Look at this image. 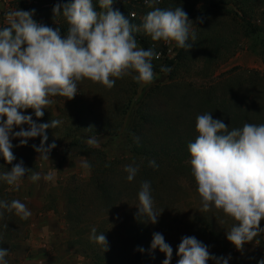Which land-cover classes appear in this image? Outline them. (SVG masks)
<instances>
[{"label": "clouds", "instance_id": "obj_1", "mask_svg": "<svg viewBox=\"0 0 264 264\" xmlns=\"http://www.w3.org/2000/svg\"><path fill=\"white\" fill-rule=\"evenodd\" d=\"M97 2L99 10L94 0H71L54 6V16L62 14L66 19V34L59 28L38 24L33 19L34 10L15 9L5 14L6 26L0 28V156L7 164L16 160L13 139L19 138L23 146L29 139L41 137L39 147L33 145L41 160H49L50 151L56 147L55 143L45 147L46 130L55 129L61 121L37 124L24 110L32 109L41 118L55 103L53 97L71 100L77 95L78 83L85 80L109 90L116 79L127 76L141 85L153 82L152 61L159 59L160 53L139 46L135 33L142 31L153 42H174L176 47L188 50L193 45L189 39H196L193 21L182 7L160 8L155 6L160 0H144L152 10L136 25L113 10V0ZM131 16L135 18V13ZM160 71L170 73L172 69L161 66ZM22 125H28L27 130ZM17 127L20 130L14 131ZM195 130L198 135L187 147L202 211L216 210L231 218L234 224L227 231V240L242 250L264 233L260 227L264 220V123H244L230 130L223 120L204 113L196 117ZM87 143L95 146L98 142L93 137ZM82 166L90 167L87 161ZM149 166L158 167L155 160H150ZM30 171L20 161L10 171L0 173V181L18 188ZM124 171L131 182L139 167L127 165ZM28 178L35 183L41 176L32 172ZM138 201L137 216L156 224L161 212L154 211L149 182L141 183ZM5 211L21 220L32 215L26 204L15 199L0 200V218ZM90 240L107 250L106 237L97 235L96 228H92ZM151 249H159L165 254L162 264H170L173 249L161 233H153ZM7 255L8 250L0 248V264H8ZM176 255L177 264H207L210 259L228 264V259L211 255L194 236L182 237Z\"/></svg>", "mask_w": 264, "mask_h": 264}, {"label": "rangeland", "instance_id": "obj_2", "mask_svg": "<svg viewBox=\"0 0 264 264\" xmlns=\"http://www.w3.org/2000/svg\"><path fill=\"white\" fill-rule=\"evenodd\" d=\"M125 2L126 0H118ZM211 0H163V6L170 5L172 9L182 7L186 12L194 5L191 21L194 24L198 44L193 58L182 65L175 66L173 73L178 81L191 83L197 89L202 88L203 94L193 101L182 98L162 100L157 103L161 109H166L169 115L177 116V112L188 118H195L204 113H211L214 119H221L229 129L242 127L244 123H264V0H251L253 12L249 13L248 23L242 22L234 14L217 11L209 15ZM70 0H6L0 7V28L6 26L5 10H24L26 6L42 5L52 8L56 4H65ZM96 6V5H95ZM156 7L159 5H155ZM135 10L139 20L151 11L136 2ZM231 7L234 9L231 5ZM43 21L54 26L68 25L61 15L57 18L44 17ZM202 21V22H201ZM168 56L175 58L178 47L175 43L166 44ZM217 55L209 62L204 60V50H216ZM169 74H155L151 84H139L138 95L124 117L125 124L117 136L99 135L94 137L97 145L103 149L112 160L129 159L132 156L128 133L138 118V103L144 92L157 84L169 82ZM131 77L116 79L113 88L106 89L100 84L90 81L78 83L77 95L68 100L64 97H53L55 103L51 107L62 118H70L83 108L82 118H117L121 117V108L128 102L131 90ZM179 92H182L183 88ZM207 100V108L198 107L201 99ZM181 103V104H180ZM186 103L190 104L187 108ZM169 104V105H168ZM60 110V111H59ZM25 115H31L38 124L32 109L24 110ZM72 114V115H71ZM27 130L28 125H22ZM20 127L14 129L19 131ZM12 141H19V138ZM88 144V143H87ZM89 145V144H88ZM62 147H55L49 153V160H41V179L35 183L31 180L19 182L22 190L21 202L31 211L30 237L17 250L10 253L5 260L8 264H91L76 249L69 247L70 232L65 221L66 198L63 197V187L69 182L88 181L91 172L82 166L87 161L77 151L66 153ZM50 177V179H45ZM167 195L164 199L169 205L161 211L158 222L152 224L153 233H161L165 241L172 247L173 255L170 264H177L176 255L182 237L194 236L208 247L211 255L228 259V264H259L264 260V233L259 234L252 242L246 243L242 250L227 240V231L234 221L222 212L202 211V204L196 191L194 177H175L174 182L164 188ZM64 198V199H63ZM93 196L88 195L87 201L92 202ZM95 204V203H94ZM97 204V202H96ZM95 204V205H96ZM90 217L103 213L93 205L87 211ZM125 208L113 211L108 220L121 227L124 224ZM126 215V214H125ZM121 225V226H120ZM264 228V220L261 221ZM156 259L150 264H162L165 254L155 250ZM207 264H216L210 259Z\"/></svg>", "mask_w": 264, "mask_h": 264}, {"label": "trees", "instance_id": "obj_3", "mask_svg": "<svg viewBox=\"0 0 264 264\" xmlns=\"http://www.w3.org/2000/svg\"><path fill=\"white\" fill-rule=\"evenodd\" d=\"M250 1L211 0L208 14L222 11L234 14L243 23H248L249 18L247 17H249L250 12H253ZM94 5L99 10L97 0H94ZM157 5L160 8L172 9L170 5ZM231 5L235 8L233 9ZM22 6L25 11L34 10L33 19L38 24L53 29L59 28L61 33L66 34L68 25L54 26L43 21L44 17H52L53 19L58 17L53 14L54 7L26 6L25 3H22ZM112 8L119 10L131 24L139 25L141 23L138 12L135 10L137 7L134 0H126L125 2L113 0ZM194 8L193 5L186 11L189 20ZM132 12L137 13L136 18L131 17ZM262 32L264 35V30ZM134 35L139 46L145 50L151 47L161 54L159 59L154 58L152 61L155 74L164 73L160 71L161 66L170 67L172 71L167 73L169 74V82L151 87L143 93L138 103V118L127 137L132 153L131 158L112 160L103 149L99 146H90L87 141L89 138L99 135L114 137L121 132L126 120L124 117L127 115L135 96L138 95L139 84L132 78H130V80L132 79L130 95L128 102L121 108V117L82 118L80 114L84 109L81 108L75 115L71 114L70 118H62L60 110V114H56L51 107H48L44 110L43 117L35 118L38 124L50 123L52 119L61 121V124L55 129L50 127L46 130L48 139L45 147L55 143L56 147H62L64 155L77 151L80 156L86 158L90 165L91 176L89 180L65 184L62 194L66 198V200L63 199L66 202L65 221L70 232L69 247L76 249L91 264H150L155 261L156 249H151L152 223L146 221L144 217L137 216L138 192L141 183L145 181L150 183L154 211L159 213L169 206L166 199L163 198L164 195H167L164 188L172 184L175 177L189 178L191 176L190 153L187 146L190 142H194L198 135L195 130L196 119L188 118L179 112H177V116L169 115L166 109H161L157 103L180 97L183 99L182 104H180L184 106L186 100H196L204 93L202 88L197 89L191 83L181 84L183 82L178 81L173 73L177 70L175 68L177 64L182 65L193 58V51L195 52L198 44L193 43L190 38L189 43L193 44L192 47L189 50L178 48L177 56L170 58L168 48L162 42H153L142 31ZM215 48L214 51L209 48L204 50L206 62L212 60L213 55H217L219 45ZM177 88H183L182 92H179L180 89ZM186 106L188 108L190 104L186 103ZM199 106L207 108V100L201 99L198 103ZM40 141L41 137L32 138L23 146L20 145V141H12L16 160L12 164H7L0 156V173L10 171L16 163L23 161V165L31 171L20 182L30 180L28 177L31 176L32 172L40 171L38 153L33 148V145L39 147ZM150 160H155L158 167H150ZM127 165L139 167L137 175L131 182L127 180V173L124 171ZM88 195L93 196L92 202L87 201ZM21 197L22 190L19 185L17 188V186H10L4 181H0V200L11 202L15 199L21 201ZM93 205L103 213L94 217L87 216V211ZM121 208H125L128 212L125 213L126 215L124 214L122 229L108 220L113 211H119ZM29 225L30 217L27 220H21L14 214L5 211L4 216L0 218V248L7 249L9 255L21 247L30 237ZM92 228H96L97 235L102 233L105 235L107 240L106 251L102 245L90 240Z\"/></svg>", "mask_w": 264, "mask_h": 264}, {"label": "built area", "instance_id": "obj_4", "mask_svg": "<svg viewBox=\"0 0 264 264\" xmlns=\"http://www.w3.org/2000/svg\"><path fill=\"white\" fill-rule=\"evenodd\" d=\"M135 2H137L138 4L142 5L143 7L148 8V6L144 3V0H134ZM6 0H0V7H2L5 4ZM163 2V0H160V2L158 4H161ZM9 10H13L11 7H8L5 12L7 13ZM1 10H0V15H1ZM5 13V14H6ZM135 13V18L137 17V13L136 12H132ZM5 16V15H4ZM132 17V16H131ZM133 18V17H132ZM5 22H6V17H5ZM161 57V54H160Z\"/></svg>", "mask_w": 264, "mask_h": 264}]
</instances>
